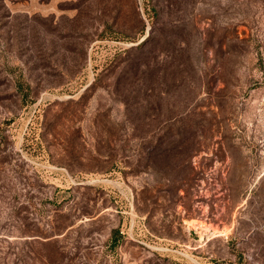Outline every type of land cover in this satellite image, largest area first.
Here are the masks:
<instances>
[{"label":"rangeland","instance_id":"obj_1","mask_svg":"<svg viewBox=\"0 0 264 264\" xmlns=\"http://www.w3.org/2000/svg\"><path fill=\"white\" fill-rule=\"evenodd\" d=\"M0 264H264V0H0Z\"/></svg>","mask_w":264,"mask_h":264}]
</instances>
